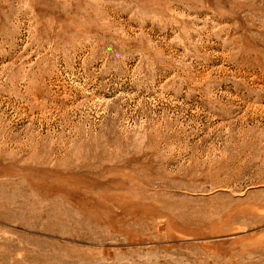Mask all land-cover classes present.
<instances>
[{"label": "rangeland", "instance_id": "obj_1", "mask_svg": "<svg viewBox=\"0 0 264 264\" xmlns=\"http://www.w3.org/2000/svg\"><path fill=\"white\" fill-rule=\"evenodd\" d=\"M0 264H264V0H0Z\"/></svg>", "mask_w": 264, "mask_h": 264}]
</instances>
